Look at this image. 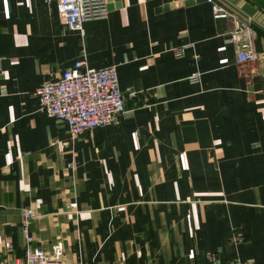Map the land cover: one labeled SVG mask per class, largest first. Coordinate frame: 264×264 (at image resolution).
I'll use <instances>...</instances> for the list:
<instances>
[{"label": "crops", "instance_id": "0c3cea01", "mask_svg": "<svg viewBox=\"0 0 264 264\" xmlns=\"http://www.w3.org/2000/svg\"><path fill=\"white\" fill-rule=\"evenodd\" d=\"M215 1L262 53L264 0ZM120 4L81 35L55 0H0V258L23 260L31 209V247L61 241L65 264H264V56L237 63L207 1ZM77 61L114 67L125 105L71 139L34 91Z\"/></svg>", "mask_w": 264, "mask_h": 264}, {"label": "built area", "instance_id": "2783aa9c", "mask_svg": "<svg viewBox=\"0 0 264 264\" xmlns=\"http://www.w3.org/2000/svg\"><path fill=\"white\" fill-rule=\"evenodd\" d=\"M206 1L211 5L215 19H234L232 41L238 49L237 63H257L261 56H264V49L262 53L255 49L254 21L242 16L236 19L215 0ZM55 4L59 20L65 29L81 35L84 22L104 18L109 12L105 0H55ZM182 55V50L175 51L176 57ZM195 77L196 75L192 77L194 82ZM34 95L38 110L48 118L66 124L71 139L80 138L96 128L115 125L124 113L125 100L119 90L114 67L90 69L85 67L83 61H77L73 67L63 71L58 79L40 85ZM38 218L37 212L31 209L21 211L25 256L23 260H13L10 256L12 244L5 241L2 245L4 255L0 258V264H65L61 241L51 245L49 253L31 247L29 225ZM213 264H218L215 259Z\"/></svg>", "mask_w": 264, "mask_h": 264}, {"label": "water", "instance_id": "95a60500", "mask_svg": "<svg viewBox=\"0 0 264 264\" xmlns=\"http://www.w3.org/2000/svg\"><path fill=\"white\" fill-rule=\"evenodd\" d=\"M107 3V10L110 11L113 8H119L121 6L120 0H105ZM206 0H162L163 3L177 4L178 6H189L194 3L205 2Z\"/></svg>", "mask_w": 264, "mask_h": 264}, {"label": "rangeland", "instance_id": "374dc122", "mask_svg": "<svg viewBox=\"0 0 264 264\" xmlns=\"http://www.w3.org/2000/svg\"><path fill=\"white\" fill-rule=\"evenodd\" d=\"M46 253H49V252H46Z\"/></svg>", "mask_w": 264, "mask_h": 264}, {"label": "trees", "instance_id": "16d2710c", "mask_svg": "<svg viewBox=\"0 0 264 264\" xmlns=\"http://www.w3.org/2000/svg\"><path fill=\"white\" fill-rule=\"evenodd\" d=\"M256 30V29H255Z\"/></svg>", "mask_w": 264, "mask_h": 264}]
</instances>
